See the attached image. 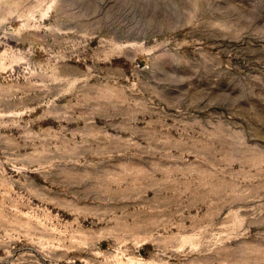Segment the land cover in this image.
<instances>
[{
  "label": "rangeland",
  "instance_id": "374dc122",
  "mask_svg": "<svg viewBox=\"0 0 264 264\" xmlns=\"http://www.w3.org/2000/svg\"><path fill=\"white\" fill-rule=\"evenodd\" d=\"M0 264H264V0H0Z\"/></svg>",
  "mask_w": 264,
  "mask_h": 264
}]
</instances>
